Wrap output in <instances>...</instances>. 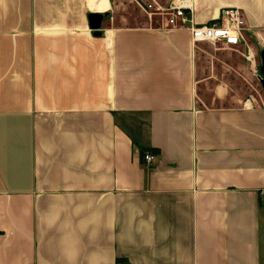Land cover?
Segmentation results:
<instances>
[{
    "label": "crops",
    "instance_id": "obj_1",
    "mask_svg": "<svg viewBox=\"0 0 264 264\" xmlns=\"http://www.w3.org/2000/svg\"><path fill=\"white\" fill-rule=\"evenodd\" d=\"M189 2L198 26L240 12L260 73L264 0ZM111 7L0 0V264H264V97Z\"/></svg>",
    "mask_w": 264,
    "mask_h": 264
},
{
    "label": "rangeland",
    "instance_id": "obj_2",
    "mask_svg": "<svg viewBox=\"0 0 264 264\" xmlns=\"http://www.w3.org/2000/svg\"><path fill=\"white\" fill-rule=\"evenodd\" d=\"M110 2L112 7L105 23L108 22L115 27H152L161 29L165 27L163 25L165 17L159 13L158 6L164 8L166 0H110ZM149 5H152V9H148ZM100 16L101 20H103L104 16ZM242 44L244 43L242 42ZM198 45L205 55L217 57L218 60L214 59L217 64L218 62L229 60L232 66L243 67L241 71L239 69L236 70L237 73H242L240 76L234 72L235 70H229L230 74L224 76L230 81L232 93L241 96L251 95L250 97H255L257 100L261 96L264 97V88L262 86L264 78L255 67L254 55L250 48L244 52L241 46L212 45L209 43H200ZM254 45L257 48V44ZM203 62L206 63V61ZM204 68L205 72H208L205 66ZM216 75L220 77L224 75V72L217 69ZM243 86H245V90ZM251 102L254 104L253 101Z\"/></svg>",
    "mask_w": 264,
    "mask_h": 264
},
{
    "label": "built area",
    "instance_id": "obj_3",
    "mask_svg": "<svg viewBox=\"0 0 264 264\" xmlns=\"http://www.w3.org/2000/svg\"><path fill=\"white\" fill-rule=\"evenodd\" d=\"M161 16L165 17L164 29L187 30L193 45L209 43L237 46L244 38V21L237 10H227L221 18L208 25L198 26L193 20L192 5L189 0H170L163 8L159 7ZM152 9V5L148 6ZM154 155L148 151L142 154V161L146 165L153 163Z\"/></svg>",
    "mask_w": 264,
    "mask_h": 264
},
{
    "label": "water",
    "instance_id": "obj_4",
    "mask_svg": "<svg viewBox=\"0 0 264 264\" xmlns=\"http://www.w3.org/2000/svg\"><path fill=\"white\" fill-rule=\"evenodd\" d=\"M89 26L94 31L95 36H100V32L98 31L101 24V16L98 14H91L88 16ZM260 59H261V68L260 73L264 78V51L260 53ZM262 86L264 88V82L262 83Z\"/></svg>",
    "mask_w": 264,
    "mask_h": 264
},
{
    "label": "trees",
    "instance_id": "obj_5",
    "mask_svg": "<svg viewBox=\"0 0 264 264\" xmlns=\"http://www.w3.org/2000/svg\"><path fill=\"white\" fill-rule=\"evenodd\" d=\"M144 151H146V150H142V151H141V159H142V154H143Z\"/></svg>",
    "mask_w": 264,
    "mask_h": 264
}]
</instances>
